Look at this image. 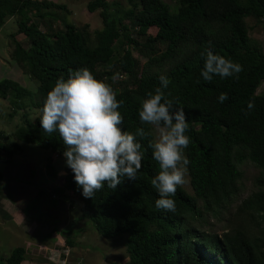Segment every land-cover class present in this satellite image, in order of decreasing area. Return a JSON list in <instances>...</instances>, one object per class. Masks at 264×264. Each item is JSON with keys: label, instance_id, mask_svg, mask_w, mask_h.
<instances>
[{"label": "trees", "instance_id": "16d2710c", "mask_svg": "<svg viewBox=\"0 0 264 264\" xmlns=\"http://www.w3.org/2000/svg\"><path fill=\"white\" fill-rule=\"evenodd\" d=\"M124 1L126 9L119 11L111 9L108 0H89L87 11H99L102 24L90 35L86 26L77 28L61 20L62 28L55 29L48 22L57 20L53 10L64 11V5L0 0V28L6 18H14L17 27V33L10 35L12 60L37 84L34 93L16 81L0 80V99H8L13 112L25 111L11 135L17 142L7 144L10 136L0 133V161L20 152L22 144H35L58 156L62 177L50 158L45 167L50 179H62L52 192L58 199L80 203L78 217L66 229L76 221H89L105 240L124 238V264H264V232L250 235L235 228L219 235L202 229L203 215L220 218L239 192V166L246 161L259 174L253 181L255 191L239 205L235 217L264 218V94L256 93L264 81V52L250 39L245 21L253 19L264 31V0H174L173 5L163 0ZM149 28L156 29L154 36L145 35ZM17 34L25 37L27 48ZM162 42L165 49L158 52ZM206 49L238 62L241 72L202 80L199 71ZM132 50L145 59L142 64ZM81 67L110 85L115 98L122 101L117 109L121 130L134 134L141 128L146 133L136 137L144 156L135 179L122 178L114 189L102 185L91 199L81 196L65 166L62 152L67 146L58 133H46L39 124L43 100L55 80L66 79L69 70ZM162 74L169 80L163 91L173 110L176 105L182 107L188 123L184 154L192 193L176 187L174 213L154 205L158 195L150 181L159 167L148 146L154 139L151 125L141 123L137 115L145 93L159 86L157 77ZM221 92L227 99L218 103ZM249 100L251 109L246 108ZM34 110L37 115L31 119L28 112ZM60 235L67 246L74 245L66 233ZM24 256L25 250L17 247L0 264H20Z\"/></svg>", "mask_w": 264, "mask_h": 264}, {"label": "rangeland", "instance_id": "374dc122", "mask_svg": "<svg viewBox=\"0 0 264 264\" xmlns=\"http://www.w3.org/2000/svg\"><path fill=\"white\" fill-rule=\"evenodd\" d=\"M65 6L64 11H54L56 21H48L55 29L62 28L61 20L73 24L77 28L86 26V31L92 32L102 28L99 11L89 13L86 5L89 0H45ZM168 5H173L174 0H163ZM111 9L124 10V0H108ZM249 27L250 39L264 52V31L261 25L253 19H245ZM45 31L44 25L40 26ZM17 27L14 18H6L0 28V80L9 79L20 83L32 92H36L37 84L30 81L24 68L12 60L14 45L10 37L16 34ZM155 28H149L145 35L154 36ZM16 39L27 48V41L22 34H17ZM165 43H158L157 50L162 52ZM133 57L142 64L145 59L132 50ZM4 59V60H3ZM257 94H264V81L258 87ZM23 110L13 112L8 99H0V133L10 136L7 144L17 142L11 136L13 129L20 124ZM30 118L37 115V111H29ZM154 142L158 138V131L151 125ZM51 159L53 165L62 177L61 159L52 155L49 151L40 149L35 144H22V150L12 158L0 161V199L4 201L7 210L0 214V263L10 255L13 249L22 247L26 252L38 257L37 262L52 264H124L127 261L124 238L118 240H105L94 231L89 221H76L67 228L68 222L79 215L80 203L71 202L67 198L58 199L52 192L54 187L62 183V179H50L45 171L47 159ZM10 162V165H8ZM242 176L239 181V192L231 202L221 211L220 218H214L204 214L205 222L202 229L205 231L222 234L232 229H240L250 235H258L264 232V218L260 216L248 217L242 215L235 217L236 210L241 202L253 191L254 179L258 176V169L249 161L239 166ZM33 175H31L32 173ZM185 182L180 186L191 195L189 177L186 174ZM73 204V209L70 207ZM11 205L18 206L15 208ZM70 208V209H69ZM19 209V211H18ZM1 211V210H0ZM9 214H7V213ZM21 214L24 216H21ZM11 216V217H10ZM14 218V220H13ZM20 220L18 224L17 221ZM32 221L33 223L29 222ZM32 224V225H31ZM56 227V228H52ZM66 229V231H61ZM89 229V231H88ZM92 229V230H91ZM66 233V237L73 240L70 248L64 243L60 235ZM68 232V233H67ZM46 233V234H45ZM46 236H45V235ZM33 235V236H31ZM49 260V261H48Z\"/></svg>", "mask_w": 264, "mask_h": 264}, {"label": "clouds", "instance_id": "9594fccd", "mask_svg": "<svg viewBox=\"0 0 264 264\" xmlns=\"http://www.w3.org/2000/svg\"><path fill=\"white\" fill-rule=\"evenodd\" d=\"M202 55L199 76L204 81H211L214 75L221 79L235 77L242 70L238 62L211 50L206 49ZM69 73L66 79L57 78L47 91L39 124L46 133H58L67 146L62 152L64 164L71 171L81 196L91 199L102 185L114 189L122 178L135 179L144 156L136 137L146 133L141 128L134 134L121 130L122 116L117 109L122 101L115 98L110 85L95 79L86 67L69 70ZM157 79L159 86L145 93L137 115L141 123L150 124L158 131V138L148 145L159 167L150 181L158 195L154 205L174 213L172 196L176 187L185 182L189 163L184 154L189 143L185 134L188 123L183 108L176 105L173 110V103L163 91L168 86V78L162 74ZM226 99L224 92L216 97L218 103ZM252 107L251 100L246 102L247 109Z\"/></svg>", "mask_w": 264, "mask_h": 264}, {"label": "crops", "instance_id": "0c3cea01", "mask_svg": "<svg viewBox=\"0 0 264 264\" xmlns=\"http://www.w3.org/2000/svg\"><path fill=\"white\" fill-rule=\"evenodd\" d=\"M4 60V59H3ZM20 84V83H19ZM21 85V84H20ZM11 163H13V162H10L8 165H10ZM32 173V172H31ZM32 175V174H31ZM61 177V176H60ZM4 201H6V199L5 200H2V199H0V207H1V211H3V212H5L7 209V206L4 204ZM6 202H9V201H6ZM11 206H13V207H15V208H19L18 206H14V205H11ZM18 211H19V209H18ZM7 213V212H6ZM8 214V213H7ZM9 215V214H8ZM21 216H23L22 214H21ZM11 217V216H10ZM24 217V216H23ZM13 220H14V218H13ZM15 221V220H14ZM29 222H31V223H33L32 221H29ZM17 223L19 224L20 223V220L19 221H17ZM32 225V224H31ZM52 228H56V227H52ZM46 234V233H45ZM44 234V235H45ZM31 236H33V235H31ZM46 236V235H45ZM38 257H36L35 256V254L33 255V256H30V254L28 253V252H26L25 251V256H24V260L20 263V264H41V263H39V262H37L36 260H38L37 259ZM3 260V259H2ZM1 260V261H2ZM49 261V260H48ZM3 264H5V263H3ZM43 264H46V263H43ZM48 264H52L51 262L50 263H48Z\"/></svg>", "mask_w": 264, "mask_h": 264}]
</instances>
